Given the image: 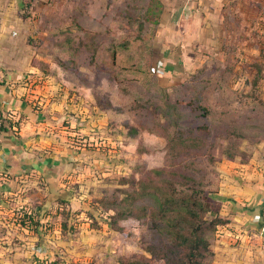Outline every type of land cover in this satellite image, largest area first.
Masks as SVG:
<instances>
[{
	"label": "rangeland",
	"instance_id": "obj_1",
	"mask_svg": "<svg viewBox=\"0 0 264 264\" xmlns=\"http://www.w3.org/2000/svg\"><path fill=\"white\" fill-rule=\"evenodd\" d=\"M17 76L66 131L69 201L19 183L0 264H164L151 195L199 190L226 222L264 179V0H0V81Z\"/></svg>",
	"mask_w": 264,
	"mask_h": 264
},
{
	"label": "crops",
	"instance_id": "obj_2",
	"mask_svg": "<svg viewBox=\"0 0 264 264\" xmlns=\"http://www.w3.org/2000/svg\"><path fill=\"white\" fill-rule=\"evenodd\" d=\"M23 77L0 81V119L5 120L0 143V212L8 200L20 199L19 183H27L29 176L41 179L51 203L59 198L69 200L65 180L73 155L63 136L66 131L54 121V108L34 109L29 90L21 86L30 88L32 83L19 81ZM10 112L18 121L7 118ZM256 179L253 188L242 192L244 207L218 231L226 246L221 264H264V179Z\"/></svg>",
	"mask_w": 264,
	"mask_h": 264
},
{
	"label": "trees",
	"instance_id": "obj_3",
	"mask_svg": "<svg viewBox=\"0 0 264 264\" xmlns=\"http://www.w3.org/2000/svg\"><path fill=\"white\" fill-rule=\"evenodd\" d=\"M4 121L0 119L1 131ZM172 189L175 192L174 187ZM189 192L177 201L167 195L161 199L151 195L154 207L152 211L147 207L144 209V216L152 220V228L170 245L157 251L151 247L146 249L154 258H161L164 264H204L212 254L207 231H213L217 236L219 229L228 224L218 217L206 219L210 212L207 197L199 190ZM57 201L67 204L69 200L59 198Z\"/></svg>",
	"mask_w": 264,
	"mask_h": 264
},
{
	"label": "built area",
	"instance_id": "obj_4",
	"mask_svg": "<svg viewBox=\"0 0 264 264\" xmlns=\"http://www.w3.org/2000/svg\"><path fill=\"white\" fill-rule=\"evenodd\" d=\"M14 117L16 118V121H18V118H17V115H15V113L13 112H10L8 113L7 115V118H11V119H14ZM0 143H1V122H0Z\"/></svg>",
	"mask_w": 264,
	"mask_h": 264
}]
</instances>
